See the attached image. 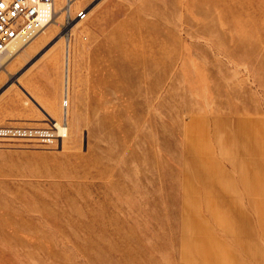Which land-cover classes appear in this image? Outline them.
<instances>
[{
	"label": "rangeland",
	"instance_id": "rangeland-1",
	"mask_svg": "<svg viewBox=\"0 0 264 264\" xmlns=\"http://www.w3.org/2000/svg\"><path fill=\"white\" fill-rule=\"evenodd\" d=\"M64 9L0 69L54 134L0 137V264H264V0Z\"/></svg>",
	"mask_w": 264,
	"mask_h": 264
},
{
	"label": "built area",
	"instance_id": "built-area-1",
	"mask_svg": "<svg viewBox=\"0 0 264 264\" xmlns=\"http://www.w3.org/2000/svg\"><path fill=\"white\" fill-rule=\"evenodd\" d=\"M55 0H0V58L8 56L18 44H25L51 23ZM90 9L84 7L76 17L85 20ZM67 104V103H66ZM44 128L1 126L0 137H50Z\"/></svg>",
	"mask_w": 264,
	"mask_h": 264
},
{
	"label": "bare ground",
	"instance_id": "bare-ground-1",
	"mask_svg": "<svg viewBox=\"0 0 264 264\" xmlns=\"http://www.w3.org/2000/svg\"><path fill=\"white\" fill-rule=\"evenodd\" d=\"M73 1H74V0H66L65 4H64V5H61V6H57V4L55 3V4H54V8H53V13H52V18H51V20H52L53 22L58 23V21L55 19V16H56L57 12H59V10L63 9V7H64V8H65V9H64V10H65V13L68 14V13L70 12V10L72 9V3H73ZM55 2H56V0H55ZM68 15H69V14H68ZM66 16H67V15H66ZM71 20H72V17L69 18V20H68V22H67L66 25L64 24V26H66L65 28H63V29L65 30V31H64L65 34H67V33L69 32L70 25L72 24V23H71ZM52 21H51V23H53ZM51 23H50V24H51ZM50 24H47L45 27H43V29H42L41 31H43V30H44L46 27H48ZM68 38H69V36H68ZM22 46H23V44H21V43L18 44L15 48H13V52H12L10 55H8V56H4V57H1V58H0V69H1V68H4V66H5V64H6V62H7V60H9L11 57H13V55L17 54L18 51H19V49H20ZM7 58H8V59H7ZM65 95H68V92H67V91H66ZM54 125L57 127V129H58V131H59L60 133L64 132L65 129H66V127H65L62 123H60L59 121H56V122L54 123Z\"/></svg>",
	"mask_w": 264,
	"mask_h": 264
},
{
	"label": "crops",
	"instance_id": "crops-1",
	"mask_svg": "<svg viewBox=\"0 0 264 264\" xmlns=\"http://www.w3.org/2000/svg\"><path fill=\"white\" fill-rule=\"evenodd\" d=\"M16 55V54H15ZM15 55H13V57H11L9 60H11V59H13L14 57H15ZM3 109L2 108H0V112H3L4 113V111H2Z\"/></svg>",
	"mask_w": 264,
	"mask_h": 264
}]
</instances>
